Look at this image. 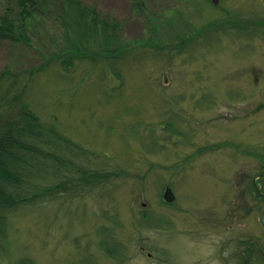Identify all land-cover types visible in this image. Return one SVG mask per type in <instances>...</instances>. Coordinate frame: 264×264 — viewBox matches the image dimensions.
I'll return each mask as SVG.
<instances>
[{
  "label": "rangeland",
  "instance_id": "obj_1",
  "mask_svg": "<svg viewBox=\"0 0 264 264\" xmlns=\"http://www.w3.org/2000/svg\"><path fill=\"white\" fill-rule=\"evenodd\" d=\"M82 1L120 24L127 48L38 69L60 32L52 13H33L28 45L0 39V96L3 80L30 73L17 107L93 152L108 179L12 212L14 256L264 264V0ZM16 4L0 0V22Z\"/></svg>",
  "mask_w": 264,
  "mask_h": 264
},
{
  "label": "trees",
  "instance_id": "obj_2",
  "mask_svg": "<svg viewBox=\"0 0 264 264\" xmlns=\"http://www.w3.org/2000/svg\"><path fill=\"white\" fill-rule=\"evenodd\" d=\"M16 5L17 19L0 22L1 40L28 45L33 13L38 14V21L52 13L60 32L57 48L44 53L38 69L56 63L66 72L82 61L96 63L107 56L115 59L127 48L120 39V24L82 0H17ZM29 76H21L22 86L16 79L1 82L7 87L0 96L1 109L8 108V113L3 118L0 115V264H36L26 256L13 254L8 241L12 212L63 195L88 192L105 185V174L109 175L96 166L98 157L93 152L68 140L27 108L17 107ZM111 237L115 239L113 234ZM100 247L107 255H118Z\"/></svg>",
  "mask_w": 264,
  "mask_h": 264
},
{
  "label": "water",
  "instance_id": "obj_3",
  "mask_svg": "<svg viewBox=\"0 0 264 264\" xmlns=\"http://www.w3.org/2000/svg\"><path fill=\"white\" fill-rule=\"evenodd\" d=\"M211 1L212 3L215 4L217 0H211ZM162 198L166 203H171L174 200V197L169 188H165Z\"/></svg>",
  "mask_w": 264,
  "mask_h": 264
}]
</instances>
